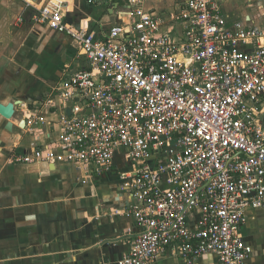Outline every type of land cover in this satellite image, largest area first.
Returning <instances> with one entry per match:
<instances>
[{"label": "built area", "instance_id": "obj_1", "mask_svg": "<svg viewBox=\"0 0 264 264\" xmlns=\"http://www.w3.org/2000/svg\"><path fill=\"white\" fill-rule=\"evenodd\" d=\"M125 15L97 35L68 25L62 4L36 8L86 67L24 114L30 151L10 161L116 174L130 203L114 214L139 228L117 264L170 249L186 264L210 254L244 264L246 211L264 210V23L230 26L216 0H186L170 23L144 0H128Z\"/></svg>", "mask_w": 264, "mask_h": 264}, {"label": "crops", "instance_id": "obj_2", "mask_svg": "<svg viewBox=\"0 0 264 264\" xmlns=\"http://www.w3.org/2000/svg\"><path fill=\"white\" fill-rule=\"evenodd\" d=\"M186 0H144L164 19ZM230 26L264 23V0H216ZM128 0H0V103H18L11 121L0 116V264H117L139 228L115 215L130 201L116 174L90 175L73 165L13 164V151H30L32 133L21 129L24 114L37 110L68 71L86 67L77 44L34 20L36 8L62 4L65 22L97 35L125 24ZM173 26V23H172ZM41 80L42 93L32 90ZM36 95V97H34ZM51 117V115H49ZM8 123L12 131L7 130ZM124 163L116 159L115 167ZM240 233L253 254L244 264H264V210L248 209ZM153 264H186L170 249ZM195 264H219L205 255Z\"/></svg>", "mask_w": 264, "mask_h": 264}, {"label": "water", "instance_id": "obj_3", "mask_svg": "<svg viewBox=\"0 0 264 264\" xmlns=\"http://www.w3.org/2000/svg\"><path fill=\"white\" fill-rule=\"evenodd\" d=\"M18 105V103H9L7 105H4L2 103H0V116L3 117L4 119L11 121L16 113V109L15 107ZM71 112L68 111V114H70ZM7 130L8 131H12V124L8 123L7 126Z\"/></svg>", "mask_w": 264, "mask_h": 264}, {"label": "rangeland", "instance_id": "obj_4", "mask_svg": "<svg viewBox=\"0 0 264 264\" xmlns=\"http://www.w3.org/2000/svg\"><path fill=\"white\" fill-rule=\"evenodd\" d=\"M31 85L32 90L38 93H42L45 88V85L43 84V82H41V80L32 81ZM34 97H36V95H34Z\"/></svg>", "mask_w": 264, "mask_h": 264}]
</instances>
